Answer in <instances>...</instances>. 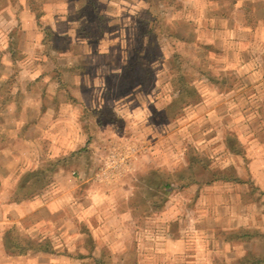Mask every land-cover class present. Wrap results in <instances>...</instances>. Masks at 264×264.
<instances>
[{"label":"rangeland","instance_id":"1","mask_svg":"<svg viewBox=\"0 0 264 264\" xmlns=\"http://www.w3.org/2000/svg\"><path fill=\"white\" fill-rule=\"evenodd\" d=\"M87 1L75 2V15H84L83 12L79 13L87 8ZM155 1L100 0V12L107 10L121 13L117 18H107L103 35L90 40L93 42L88 52L91 56L96 55L93 52L98 45L106 47V63L97 69L92 64H81V60L87 58V48L75 44L74 54L66 62L58 64L57 69L67 85L63 90L67 95L58 93L59 106L52 103L57 86L55 77L58 75L54 70L53 60L47 62L46 57L40 58L38 55H41L42 49H31L33 52L28 49L31 53H23L16 46L17 59L20 58L21 61L16 62L19 76L13 88L14 91H21L20 105L22 103L23 106L15 108L9 105L0 114V177L3 181L0 195L5 198L0 199V234L10 230L22 239L41 241L45 237L50 238L45 235L46 232L48 235L56 233L50 238L55 249L68 246L74 251L80 247L78 242H82L77 235L81 233L85 236L84 233L89 232L94 241L106 245V253L112 255L110 246L115 244L114 233L120 229L128 231V228H134L136 233H145L142 236L144 242L140 243L141 248H135L133 255L136 256L137 251L142 249V264H162L160 262L165 257L162 253L167 252V246L159 232L161 227L166 226L173 232L185 231L186 236L195 238L190 240L195 245L194 249L186 254L184 261H181L177 252L173 255V262L169 261V264L235 262L240 258V250L264 254V240L258 238L255 243L263 246L254 243L244 245V248L243 244L231 247L224 245L218 249L223 255L211 252L214 243L210 240L238 230L236 227L241 225V216L245 211L238 206L235 198L239 191L230 189L227 185H207L211 176L198 167L195 174L202 185L196 184L187 190L174 191L158 217L141 223L138 221L137 225L130 221V215L123 213L128 208V198L133 193L132 189L124 190V185L140 167L149 163L163 164L168 169L175 170L187 165L191 157H201L207 161L210 171L229 173L237 167L242 175L239 178L243 179L241 181L253 182L259 188L264 187V0H174L172 9H169L166 16L163 34L159 36L162 42L158 62L154 65L157 73L154 86L143 89L129 85V88H120L117 76L132 54L136 23L145 9ZM110 3L115 7L110 6ZM31 4L39 15L43 14L44 8H50L46 0H31ZM67 4L69 3L56 2L60 15L67 13ZM17 7L11 5L8 8L4 17L5 24L0 18V55L7 46L8 34L16 31L11 44L16 45L19 40L16 26L21 12L20 4ZM110 8H115L116 11L109 10ZM88 12L90 10L85 13ZM251 18L252 21L249 22ZM79 24L80 21L76 24L78 28ZM44 29L49 27L43 22L39 32L41 37L44 36ZM187 30L194 31L193 36H190L191 42L197 39L200 43L213 47L214 52L209 59L205 57L206 53L201 56L195 42L188 44L186 48L185 44L177 40L186 37ZM56 38L55 34L51 38L54 45L50 51L52 57L56 54ZM115 40L119 43L114 42ZM110 42L111 45L107 47ZM65 43L67 47L68 40L65 39ZM175 52L183 59L185 72L190 68L188 61L196 64L204 60L210 75L216 80L209 82L203 75L190 71L187 83L193 91L198 92L197 101L186 106L175 120L167 115L161 120L157 113L174 93L169 71L172 67L171 57ZM0 63L2 82L9 79L13 69L8 56L3 57ZM34 75H43L41 81L45 88H41V81L33 84ZM29 88L36 89L37 93L44 89L46 96L42 105L47 106V112L38 118L33 127H29L30 132L25 130V133L22 132L23 123L37 119V113L33 114L29 109L33 108L34 101L40 97L34 94L25 101V96L31 91ZM105 108L119 117L120 126L106 124L105 119L99 121L95 118ZM40 119L42 122H39ZM20 135L24 137L21 138ZM230 135L235 136L241 144L243 156L233 158L229 154L225 141ZM89 138L88 162L83 166L87 168V177L81 169L57 175L47 193L33 201H25L18 210H13L12 207L8 209L5 204L14 192V186L28 170L36 169L38 160L40 167L46 165L60 154L84 147ZM21 142L27 143L25 147L29 146V150L20 147ZM260 194L259 190L251 191L247 196L249 199H258ZM248 198L243 197V200ZM35 202H39V205L34 204ZM177 215L182 219L171 223ZM229 216L230 221L226 222ZM220 217L223 224L217 221ZM257 220L253 214L251 225L239 229L264 235V231L256 226ZM8 222H13V225L6 226ZM33 223L39 225L43 236H37L33 232ZM68 231L75 234L67 237ZM95 233L102 237L98 238ZM107 235H110L109 238ZM131 240L134 238L123 240V244L128 246ZM5 244H0V250L6 253ZM60 253L50 256L51 264H82L80 261L75 262L76 260L72 262L68 257L59 255ZM36 259H24V264H29L31 260L30 264H34ZM6 263L14 264L13 261L5 262V258L0 256V264Z\"/></svg>","mask_w":264,"mask_h":264},{"label":"trees","instance_id":"2","mask_svg":"<svg viewBox=\"0 0 264 264\" xmlns=\"http://www.w3.org/2000/svg\"><path fill=\"white\" fill-rule=\"evenodd\" d=\"M84 1L86 2V0ZM173 2L174 0H156L155 3L149 5L148 9H145V14L143 13V16L138 19L135 27V39L132 54L124 63L120 74L117 76L120 88H129V85H131V87H141L143 89L152 85L154 86L157 75L154 65L158 62V54L161 51L162 41L160 37L162 35L160 34H163L162 31L165 26L166 16L170 12L169 9H172ZM88 10H90V12L85 13ZM82 12L84 15H74L73 17L76 24L80 21L79 28H77V31L79 32L78 35L83 36L82 34H84L86 38L91 40L100 38L105 31V25L108 23L107 17L102 14H96L97 7L95 0H88L87 8H83L79 14ZM90 13L94 15V19L91 18ZM37 16V18H39V14ZM248 21L251 22L252 18ZM242 24L250 25L248 22H242ZM174 25L177 26V23ZM191 28L192 26L188 29ZM39 29H41V25L39 26ZM44 31L42 43L47 47L45 57L50 62L53 60V62L56 63L58 58L67 52L66 43L64 44L65 39L57 35L55 44L56 54L55 57H52L50 51H52L54 45L51 38L54 33L50 29H44ZM193 32L194 31L187 30V36L181 38H178L177 34L175 35L178 38V41L185 44L184 46L186 48L188 47V44L195 42V47L200 53H202L201 56H204L206 53L205 57L209 59L210 54L214 52L213 47L209 44L200 43V41L195 37L193 38L196 40L191 42L192 39L190 36ZM15 37L16 31L8 34L7 46L3 51H1L0 55V62L5 56L10 58L11 68L13 69V73L10 75L9 79L2 82L0 80V108L3 107L0 109V114L5 108H8L9 105L14 107L20 106L21 102V91L18 89L17 91H14L13 88L16 83V78L19 76L17 74L18 67L16 62L21 61L20 58L17 59L18 52L15 49V43V46L10 43L11 39H14ZM173 37L175 36L173 35ZM171 62L172 67L169 71V75H172L170 83L174 93L171 95L168 103L157 113V117L161 120H163L164 115L170 116L171 120H175L179 113L186 108V106L193 104L195 100L197 101L199 96L198 92L195 90L193 91L187 83V75H190V71L195 72L198 75H203L209 82L216 80L212 75H210V70H208L207 65L204 64V60L196 64L188 61L187 64H189L190 68L186 72L184 71V61L179 53L175 52L172 55ZM54 68L55 72L58 73L55 77L57 80V86L55 89L57 94L53 97L52 103L55 102V106H59V104H57L59 101H57L58 93L65 90L67 85L62 79L61 73L57 69L58 67L54 66ZM41 79H43V77L38 78L33 84L35 85L36 82H40ZM43 87L45 88L44 85ZM45 94L46 93L41 96L42 101L46 96ZM46 112L47 106L42 105L37 118L41 117ZM95 118L99 121L100 119H105L106 124L120 126L119 117L107 108L99 111V113L95 115ZM37 120L38 119H34V121L23 123L24 131L22 130V132H25V130H28L26 132H30L31 130L29 131V127H33ZM23 137L24 135L21 136V138ZM19 140L22 141V139ZM89 141L90 138L86 141L84 147L75 151L60 154L58 157L51 161L49 160L50 162L41 167L39 166L41 165V163H39L40 160H38L36 169L31 171L28 170L16 183L13 188L14 192L11 193V197L9 198V202L17 204L41 197L52 187L57 175L68 173L72 170L81 169L83 171L82 173L87 177L89 175L86 171L87 168H84L83 166L85 165V162H88L89 152L87 147L89 145ZM225 143L227 144L226 147L228 148L230 155L243 156L241 154L243 148L235 136L231 137L230 135ZM197 167L210 174L211 179L208 180L206 184L215 182L240 183L239 179L235 177L233 172L210 171L207 161L201 157L193 156L187 165L182 168L179 167V169L175 170L171 168L168 169V167H165L163 164L149 163L140 167L138 172L128 179V182L124 185V190L132 189L133 193L128 198V208H126V211L123 213L130 215L131 220L137 223V225L139 224L138 221L141 223L146 220L149 221V219H153L154 217H158L164 210L169 197L174 191L187 190L195 184L202 185V182L200 179L198 180L195 174V169ZM1 185H3V181L0 177V192L2 188ZM84 234L85 236L81 233L78 234L83 243L78 249L74 250L73 254H68V258L72 257V259L75 260L88 258L91 262H94V264H111L114 256L108 255L105 248L98 242L94 241V237L90 235L89 232H85ZM229 236V241H233L235 244H244L246 242L252 243L255 242L256 238L264 240L263 233H252L250 230L244 229L233 231L229 234ZM3 240L4 244H9L8 246L5 244V250L7 254L13 258L26 257L29 253L53 254L55 252L54 244L51 241L52 239L49 238L41 239V241H37L32 238L22 239L20 235L10 232L9 230ZM64 249L65 252H68L69 247L66 246ZM95 249H99V255L96 254L98 257L95 255ZM234 264H264V257H255L251 253H245Z\"/></svg>","mask_w":264,"mask_h":264},{"label":"crops","instance_id":"3","mask_svg":"<svg viewBox=\"0 0 264 264\" xmlns=\"http://www.w3.org/2000/svg\"><path fill=\"white\" fill-rule=\"evenodd\" d=\"M21 1L23 3H21ZM46 1H47V3H49L48 6L50 8H44L43 14H40L39 18H37L38 14H35L36 11H35V9H33V5L31 4V0H0V18L3 19L2 20L3 24H5V18L4 17L6 16L5 14L8 11V8L11 5H13L14 8H18L17 4H20L21 12L19 13V16L17 18L18 25L16 26V28L18 29V34H19V40H17V43H16L17 48L19 50H21L23 53H31L34 51V50L31 51V49H35V48L42 49L43 51L40 50L41 55H38V56L40 58H45L44 53L46 51V48H45L46 46L43 45V43H42L43 37H41V34L39 33L40 32L39 26L41 24H43V22H44L54 34L60 35L61 37L68 40L67 52L62 54L58 58L57 62L55 63L56 67L59 68L58 64L61 65L63 62H66L68 60V58H70V56L72 54H74L73 53V50L75 49L74 45L78 44V45H80V47L84 46L85 48H87V51L85 53V55L87 54V58H84L83 60H81L80 63L86 64L85 66H87V65L90 66V64H92L93 66H97L95 69L102 68V65H104L106 63V59H105V55L107 52L106 47L104 45L100 44L97 47H95V48H97V50H95V52H93L96 55L91 56L90 53H88L89 48L91 46H93V42L90 41L91 39L86 38L84 35H83L84 37L83 36L81 37L78 35L79 34V32L77 31L78 27L76 25V22H74V19H73L74 15H75L74 12H75V6H76L75 2L76 1H71V0H46ZM57 1L61 2V3H65V4L67 2L69 3V4H67V13H64V16L60 15V13L58 11L59 7H57V5H56ZM77 1H79V0H77ZM95 2H97L96 3V7H97L96 14H102L103 16H105L107 18H117V16H119V14H121V13L116 14L115 12L114 13L113 12L112 13L107 12V10H103L100 12V7L102 6L100 3V0H97ZM110 6L115 7V5H113L111 3H110ZM129 7L131 9L130 5H129ZM112 9L113 8H110L109 10H112ZM112 11H116V9L114 8ZM90 16L92 19H94V17H93L94 15L92 13H90ZM9 28L12 29V27H9ZM14 28H15V26H14ZM93 33L96 34L95 32H93ZM114 42L119 43V41H117V40H115ZM114 42H113V44H114ZM110 45H111V42L109 43V45L107 47H109ZM28 49H30L31 52ZM118 61H120V60H118ZM47 62H49V60H47ZM41 76H43V75H34V81H36ZM36 87L38 88V84L36 85ZM41 88H44V87H41ZM28 90H31V91L28 93L27 96H25V98H26L25 101L30 99L31 95H34V94L40 95L39 99L34 101L33 108L29 109V111H31L33 114L37 113V115H38V112H39V110L42 106V102H43L41 99V96L44 95L45 91H44V89H41V90H38V93H37L36 89L33 90V89L29 88ZM79 90H80V88H79ZM56 94H57V92H56ZM59 94L62 95V94H66V93L63 91V92H59ZM20 106H23V104L21 103ZM28 108H29V106H28ZM39 122H42V120L40 119ZM25 144H27V143H22V145H20V147H23L24 149L29 150V146H27V148H26ZM233 158H235V156ZM233 174L235 175V177H237V179L242 177V175L240 174L239 169H237V167H235V170L233 169ZM241 180H243V179H239L240 183H234V182H230V183H220L219 182L218 183V182H215V183H211V184H207V185H211V186L215 185L213 187H222L223 185H227L228 188H230V189L234 188L236 191H239V193L235 196V198H237L238 206L241 209H244L245 214H243L241 216L242 217L241 225L237 226L236 228L239 229L243 226L245 227V226L251 225L252 215L255 214L256 218L258 219L256 222V224H257L256 226H258V228L260 230L264 231V199H263L264 187H260L261 188L260 189L258 186H256L257 184L254 185L253 182L251 183L249 181H241ZM258 190L261 193L259 195L258 199H255L254 197L252 199L248 198L247 195H249V193L251 191L256 192ZM243 197H247L248 200H243ZM0 199L4 200L5 198L0 196ZM29 201H33V200H29ZM36 201H38V200H36ZM22 203L24 204L25 201L15 204V203H10L9 199H7L5 205L8 206V209L10 207H12L13 210H18V207L21 206ZM34 204L39 205V202H35ZM181 219L182 218L179 215H177V217L173 218L172 221L171 220L170 221H171V223L172 222H178ZM6 220L4 221V224H5ZM187 220H184L183 222L187 223ZM130 221H131V218H130ZM217 221L221 222L223 224L221 217L218 218ZM229 221H230V216L228 219H226V222H229ZM162 222H164V221L162 220ZM8 223L9 224H7L6 226H9L10 224L13 225V222H8ZM37 226H38V228H37ZM31 229L33 230L34 233L37 234V236H40V235L43 236L44 235L43 233L40 232L41 230H39L40 229L39 225H37L36 223L32 224ZM125 232H127L128 234H126ZM184 232L185 231L173 232V231L167 229L166 226H163L160 228L159 235L162 237L161 239L165 242V244L167 246V252L165 254L162 253V255L165 256L164 261H161L160 263L169 264V261L173 262L172 261V259H174L173 255L176 254L177 252L181 258V261H182V259L184 261L186 254L188 252L192 251V249H194L195 245L191 244L192 242L190 240H193V239L195 240V238L192 236H189V237L186 236L184 234ZM6 233L7 232H5L3 234V231H2V233L0 234V244L4 243L3 238L5 237ZM46 233L47 234H45V235L50 236V238H53L56 235V233H55V235H54V233L53 234L50 233L49 235H48V232H46ZM144 233H145V231L144 232L141 231V233H139V232L136 233L134 228H128V231L127 230L124 231V230L120 229L117 232H115L113 235V241L115 242V244H112L110 246V248H112V255L114 256L113 262L111 264H142V262H143V259H142L143 250L139 249L136 253L137 254L136 256H134L132 252H134L135 248L136 249L138 247L141 248L140 243H141V241L144 242V240H142V236L144 235ZM66 234L68 237L69 235L75 234V233L68 231V232H66ZM95 235L98 238L102 237V236L98 235V233H95ZM108 236H110V235H107L106 237L109 238ZM229 237H230L229 234H226L224 237H217L216 236L213 239H211L210 242L214 243V245L211 248V252L214 253L215 255H218V254L223 255V252L218 251L219 248L224 247V245H225V247H231V245H236L235 242L229 241ZM45 238H49V237H45ZM73 238H75V235L73 236ZM128 238H130V239L134 238V240H131V242L128 243V246H127V245L123 244V240H126ZM202 240H205V237H202ZM82 243L83 242H78V244H79L78 246L82 245ZM222 243H223V245H222ZM252 243H254V245L256 244L259 246L264 245V244L262 245L261 243H255V242H252ZM248 244H251V242L244 243L243 248H244V245H248ZM102 246L104 247L106 245H102ZM239 247H242V246H239ZM116 248H117V250H116ZM81 249H83V248H81ZM98 250L99 249H95V251H96L95 255L96 254L99 255ZM145 250L147 251V249H145ZM119 251L121 253H119ZM57 252H61L59 255H61L63 257H68V254L74 253V251H72L71 249H69L68 252H65V249L61 248V249H55V252L53 254L52 253H49V254L29 253L26 257H17V258H14L15 259L14 260L7 254V252L5 253L4 250H0V256H3L5 258V262L13 261L14 264H24V262H25L24 259H29V258H32V260L37 258L36 261L34 262V264H51L50 263V256L56 255ZM206 253H208V251H206ZM245 253H251L255 257H264V254L253 253L250 250H247V251L240 250L238 253V257L243 256ZM146 254L148 255L149 253L146 252ZM120 255H121V257H119ZM167 256H168V258H167ZM69 259L72 262L75 260V259H72V257H69ZM32 260L30 261V263L32 262ZM146 260H150V258H146ZM79 261L82 262V264H94V262H91V260L88 258H83V260H76L75 262H79ZM151 261L152 260H150V262ZM235 262H237V260ZM235 262H227L224 264H234ZM151 264H153V263H151ZM221 264H223V263H221Z\"/></svg>","mask_w":264,"mask_h":264},{"label":"built area","instance_id":"4","mask_svg":"<svg viewBox=\"0 0 264 264\" xmlns=\"http://www.w3.org/2000/svg\"><path fill=\"white\" fill-rule=\"evenodd\" d=\"M113 169H111V171H112ZM117 171V173H118V170H116ZM102 179H105V178H102Z\"/></svg>","mask_w":264,"mask_h":264}]
</instances>
